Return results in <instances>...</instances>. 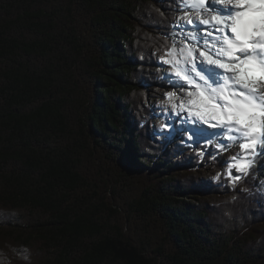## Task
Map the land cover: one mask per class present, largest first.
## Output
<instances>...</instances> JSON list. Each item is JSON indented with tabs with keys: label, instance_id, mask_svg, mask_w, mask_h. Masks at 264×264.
Returning <instances> with one entry per match:
<instances>
[{
	"label": "trees",
	"instance_id": "obj_1",
	"mask_svg": "<svg viewBox=\"0 0 264 264\" xmlns=\"http://www.w3.org/2000/svg\"><path fill=\"white\" fill-rule=\"evenodd\" d=\"M180 1L0 0V264H264L254 175L154 125Z\"/></svg>",
	"mask_w": 264,
	"mask_h": 264
},
{
	"label": "snow or ice",
	"instance_id": "obj_2",
	"mask_svg": "<svg viewBox=\"0 0 264 264\" xmlns=\"http://www.w3.org/2000/svg\"><path fill=\"white\" fill-rule=\"evenodd\" d=\"M182 3L201 12L212 8L220 15L208 19L198 15L177 23V35L183 43L170 53L174 58L163 63L174 69L167 75L170 85L188 91L187 100L180 99L179 105L173 103V108L186 110L188 116L194 117L196 128L202 123L216 128L220 134L232 131L238 135L229 139L246 138L252 143H243L241 147H254L255 135L264 129V0H236L235 9L228 4L213 8L221 0H207V8L204 0ZM241 5L246 10H241ZM181 23L195 26V31H185ZM165 95L172 103L173 94ZM196 134L192 132L193 137ZM220 147L227 145L222 143ZM260 151L264 154V147ZM231 167L241 173L247 170L243 162ZM213 179H219V174Z\"/></svg>",
	"mask_w": 264,
	"mask_h": 264
},
{
	"label": "rangeland",
	"instance_id": "obj_3",
	"mask_svg": "<svg viewBox=\"0 0 264 264\" xmlns=\"http://www.w3.org/2000/svg\"><path fill=\"white\" fill-rule=\"evenodd\" d=\"M190 2H192V0H190ZM229 2L230 0H221V3L213 5V8L221 9L224 4L229 5ZM204 3L205 7L207 8V0H204ZM179 4H181V6L185 8V11L181 13L182 16L180 22L186 18H196L198 15L200 19H208L210 18V16L220 15V11H213L212 8H207V11L201 12L199 9H192L190 6L182 3V0ZM181 25L182 26L180 27L185 31H195V26L185 25L183 23H181ZM208 27L210 28V26ZM179 40L181 42V47L183 41L181 40V38H179ZM163 68L165 70L164 72H166V76L174 71L173 66L169 64L163 63ZM167 82L168 83L166 84V89L163 94H157L156 96L150 97V100L147 98V96L146 98H142V101H146L144 103L146 105H148L149 100L150 106H152L154 113L161 118V120L155 121V127L158 129L165 128L164 126L167 125L166 123H169L171 127L170 130L167 129V131L170 134L169 136L172 137L171 139L176 142L185 141V143H189L192 146H194L195 143H198V141L205 142V146L208 147V149H211L212 152L220 156L221 162L224 167L233 168L231 167V165L236 164L237 162L245 163L247 165L246 172L254 175L256 185L260 190L264 191V157H262V167H257V164L254 161V157L256 154L255 152H260V150L252 152V150L250 149L251 147L249 148L250 150H245L241 147V144H243V142L230 141L229 138L224 134V131L222 134H220L218 133V131L216 132L215 128L211 127L210 125H203L202 123L198 128L199 131H195L197 133L196 136L193 137L192 129H196V127H194L193 125L194 117L188 116L186 110L179 111L178 108H173V103L179 105L180 99H184L185 101L187 100L188 89L182 91L179 88L172 87L169 81ZM166 93L173 94L172 103H169V97L165 95ZM176 97H179V99H176ZM225 131L228 132L227 130ZM222 143L226 144L227 147L221 148L220 146ZM233 157H236V159L233 160ZM214 174L215 170H212L210 176H213ZM207 177L205 176L204 178Z\"/></svg>",
	"mask_w": 264,
	"mask_h": 264
},
{
	"label": "bare ground",
	"instance_id": "obj_4",
	"mask_svg": "<svg viewBox=\"0 0 264 264\" xmlns=\"http://www.w3.org/2000/svg\"><path fill=\"white\" fill-rule=\"evenodd\" d=\"M229 5L232 6L235 9V7H236V0H230ZM242 6L243 5H241L240 7H242ZM254 138L255 139L258 138V140H257V143H255V146L250 148L252 150V152L258 151L262 147H264V140H263L264 139V129H263V131H260L259 133H257ZM255 153L256 154H255V157H254V161L256 162L257 167H262L263 166L262 157H264V154L262 155L261 151L260 152H255Z\"/></svg>",
	"mask_w": 264,
	"mask_h": 264
}]
</instances>
